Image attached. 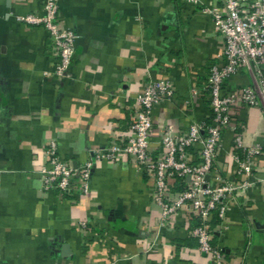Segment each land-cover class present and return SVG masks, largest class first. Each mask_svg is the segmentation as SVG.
Returning <instances> with one entry per match:
<instances>
[{
    "label": "crops",
    "instance_id": "crops-1",
    "mask_svg": "<svg viewBox=\"0 0 264 264\" xmlns=\"http://www.w3.org/2000/svg\"><path fill=\"white\" fill-rule=\"evenodd\" d=\"M44 1L0 0V264H213L197 250L186 207L162 221L153 178L130 157L96 162L82 196L45 193L39 175L51 140L74 167L125 141L135 99L151 82L174 89L152 109V157L162 155L167 127L182 133L208 122L204 83L224 43L203 9L222 0H59L58 26L77 35L64 79L52 76L46 31L18 21ZM252 81L242 68L223 93ZM230 117L211 176L249 185L229 201L213 242L229 264H264V106L237 102ZM237 135L242 147L262 148L250 177L231 158Z\"/></svg>",
    "mask_w": 264,
    "mask_h": 264
},
{
    "label": "built area",
    "instance_id": "built-area-1",
    "mask_svg": "<svg viewBox=\"0 0 264 264\" xmlns=\"http://www.w3.org/2000/svg\"><path fill=\"white\" fill-rule=\"evenodd\" d=\"M196 5L197 0H181ZM59 0H45L41 13L18 17L28 26L41 27L53 43L56 59L52 76L68 77L75 50L77 35L68 28H60L57 22ZM214 23L217 34L223 39L222 64H213L208 69L204 90L209 98L211 115L208 122L192 123L187 131L174 133L167 127L161 136V156L152 157L149 138L152 133V109L155 105L171 100L174 89L166 80L148 83L135 99L130 124L131 134L120 143L93 152L92 158L80 166L62 159L54 140L48 142L45 165L39 179L45 193L58 192L63 196L86 195L90 189L91 173L98 161L114 162L120 156L133 159L139 169L153 178V201L161 208L162 221L186 207L198 224L191 229L197 250L211 258L213 264H229L218 246L211 241L213 232L210 222L217 215L221 228L229 201L234 194L248 187V182L236 183L214 173L220 139L230 125L232 107L240 102L246 107L264 106V0H222L221 6L203 9ZM242 68L250 74V85L241 86L227 94L223 88L227 81ZM196 94V91H194ZM198 146L199 162L190 161V152ZM231 158L237 165V173L250 177L253 159L260 155V146L244 148L237 135L234 138ZM190 150V151H189ZM208 177V179H206ZM218 182L213 187L210 179ZM177 181L181 190L173 192Z\"/></svg>",
    "mask_w": 264,
    "mask_h": 264
},
{
    "label": "trees",
    "instance_id": "trees-1",
    "mask_svg": "<svg viewBox=\"0 0 264 264\" xmlns=\"http://www.w3.org/2000/svg\"><path fill=\"white\" fill-rule=\"evenodd\" d=\"M172 190H173V192H179L181 190V188L179 186H177V181H174ZM192 220L194 221V224H193V227H194L198 224V221L193 219V217H192ZM218 224H220L219 218L217 217V215H213L211 222H210V228H211L212 232L214 231L215 226H217ZM214 238H215V233L213 232V237H212V241H211L213 246H215V244L213 242ZM194 241H195V239H194ZM196 246H197V244H196Z\"/></svg>",
    "mask_w": 264,
    "mask_h": 264
},
{
    "label": "water",
    "instance_id": "water-1",
    "mask_svg": "<svg viewBox=\"0 0 264 264\" xmlns=\"http://www.w3.org/2000/svg\"><path fill=\"white\" fill-rule=\"evenodd\" d=\"M75 167H76V166H75ZM206 179H208V177H207Z\"/></svg>",
    "mask_w": 264,
    "mask_h": 264
}]
</instances>
